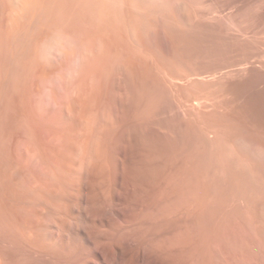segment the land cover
Instances as JSON below:
<instances>
[{
    "label": "rangeland",
    "instance_id": "374dc122",
    "mask_svg": "<svg viewBox=\"0 0 264 264\" xmlns=\"http://www.w3.org/2000/svg\"><path fill=\"white\" fill-rule=\"evenodd\" d=\"M11 1L12 0H9V1L0 0V3H1L0 4V15H1L0 16V62H1L0 66H2V67H0V70H2V72L0 71V73H1L0 74L1 75L0 76V80H1L0 81V86H1L0 87V124H1L0 125V131H1V133H0V142H1L0 143V150H1L0 152L1 153H0V155L1 156L3 155L2 157L5 159L6 158L10 159L13 157L12 161L15 160L16 158H14V156L16 153H14L13 151H16V148L20 149L19 151H22L24 149L23 147L25 146L23 142L29 136V138L33 137L32 140L34 139L36 144L38 143V148L41 149L42 154L44 153L43 156H45V157L49 156L46 159L52 158L50 161L56 162V163H60L57 160L61 159L60 161H62V162L60 164L62 166L67 165V163H68L67 161L70 158L69 151L71 154L72 150L68 149V152H66L67 150L65 147H67V145L72 144L71 141L77 143V141H75V140L80 139L79 138L80 134H78L77 132L81 131L80 130L81 129L80 123H81V118L83 116H85L84 114L85 113H87L89 115L93 114L91 117L92 119H94L93 121H95L97 119L95 122H99L97 124H99L100 131H98V132L100 134H102V133L108 134L106 132L109 129L108 132L112 131L113 133L110 132L109 133L110 135H108V136L112 135L113 140H116L113 144L114 147L110 145L112 147V149H110L112 152H114L116 150L114 153V155H115L114 160L112 161V171L114 169V173L116 175L112 171H111V175H112V178H115L117 180L119 178L121 179V180L120 179L118 180V185H120V186L118 187V190H117L118 193H117V191H115V195L117 194L116 196H118L120 194L119 195V197H120L122 194L121 197L125 198L124 194L126 195V192L128 189H129V192H130V190L132 192L131 187H133L135 185V183L132 182L133 180L131 181L132 177L130 175V171H129L130 166L129 165L132 164L130 162L134 161V159H133L134 157L136 158L139 156H140V159L139 158H136V159L138 161L141 160L140 162H142L143 164L146 161L145 166L147 165L146 166L147 168L148 167L151 168V169H149V168L146 169L145 170L146 173L143 172V173H145V175H147V176L142 175L143 177H145L146 181L147 180L149 181L150 177H151V179H150L151 182L159 181V179H161L163 177V175L166 174L167 170L170 172L173 167H174L173 169H175V170L178 167L177 168V170H178V169H180L181 166L182 167L186 166L188 168L190 167V169L197 171V173L199 172V170H200V172L209 171V172L213 173L216 165L219 163L221 165L223 173L227 177V178L225 177V179L228 180L229 182H232V185L227 188V187H223L218 182L215 183L216 179L214 181L211 180V182L215 183V185H214L215 188L217 187L216 184L218 183V185H220L222 187V188H219V190H221V189L222 190L219 191L216 188L217 190L215 189L216 191H214L215 193H213V188H211L212 189L211 198H212V200L215 198L214 200L218 201V202L214 203L213 202L214 200L213 201L211 200L214 203V205L211 206V208L208 207L210 204L205 205V207L203 208V210H205V211H201V213H199L198 220L200 223L202 222L203 224L206 225L205 227L202 226V228H201V229H203V231L207 232V233L204 232L205 236H206V234H209V229L211 227L208 224H211L210 222L212 220H213L212 222L216 225V223H218L219 217H221L223 214L224 215L230 214L228 217L232 218L231 220H233V221L235 219L239 218L238 220H240V223L241 222L244 223V226L241 223L242 226L244 227V229L241 226V228L236 230V232L238 231L236 235L239 236L238 239L240 240V241L239 240L235 241L236 243H239V244H236V246H235V243L233 241L235 236H232V239L230 240V242L228 241L229 243L228 242L226 244L224 243V245H222L223 243H217L216 247H217V250H219V251H217V253L215 254L214 253L215 250L213 249L214 247L212 246V250H211V244L209 243L208 240H207L208 244H206V246L203 245V248L197 246L196 234H195V231H193L189 235V243H187L186 245H185V243L183 244V245H185V247L187 246V248H185L183 245H181L182 237H183V239L185 238L184 235H182L181 227H183L182 226L183 223H184V225L188 224L189 221L192 220L189 218H191V217L193 218L194 216L190 215L191 214L190 210L187 212L186 211L184 212V210H183V213H182V210H181V212H179L178 210L176 211L177 208L176 209L167 208L168 210L160 211V213L159 212H149L148 215H146V216H148V217H146L147 218L146 220L149 221L146 229H148L150 231V233L155 229L151 234L152 235L157 234V235L156 236L153 235V237H152V235H150L148 233L149 231L146 232L147 230L145 228H143L141 232H138L140 234L139 235L135 232L136 227L139 228V226L133 227L134 230H132V229L131 230H132V233L136 234V235H134L135 238L137 237V235L139 238H140V236L146 237V238L141 237L140 239L137 237L135 241H139V243L135 242L136 245H138V246L140 245L141 247L144 245L151 246L152 248L151 247L148 248V246H145V249L146 250L148 249L147 251H149L148 253L150 255H152L153 257L156 256V257H154L156 259H158V256H159L160 260L163 259V261L166 262L167 264L168 263L173 264L174 262H175L174 264H180V262H181V264H183L185 261L187 264V262H189V260H191L190 263H194L197 259L200 261L205 260L203 262L207 261L206 263H208V264L209 263L227 264V262H229V264H233V263L239 264V261H238V263H236V262H237V260H239V258L241 256V252L244 254L248 253L246 256L249 259H251V258L253 259V257L256 258V255L258 257V255L260 256V254L264 256V253H263L264 248H262V247H264V232H263L264 231V0H134V1L133 0H101V1L99 0L102 5L100 4V2L98 0H32V1L28 0L29 1L27 3L28 5L23 7L24 10L21 8V12L20 11H19V13L17 12L18 14H16L13 7L11 8V6H13L12 5L13 3ZM102 1H104L105 3L107 2L106 4H104V7H103ZM59 2H62V5ZM97 2H99V3H97ZM59 6H60V8H59ZM89 7H91L92 10ZM112 7H114V8H112ZM101 8H103L102 10H104V11H102ZM1 9H3L4 11ZM12 10H14V11H12ZM27 12H28V14H27ZM124 12H126L127 14L126 13L124 14ZM115 14H116V16H115ZM123 14L125 15V17ZM97 16H98V18H97ZM127 18H129L128 21H127ZM19 19H20V21H19ZM84 20H86V21H84ZM82 23L83 24L86 23V24L83 25ZM88 24L91 26H88ZM100 25L102 27H100ZM67 26H71L72 28L67 27ZM92 27L94 30L92 29ZM104 28H105V30H104ZM90 29H92V30H90ZM17 30H18V32H17ZM77 30H79V31H77ZM70 31H72V34ZM65 32H66V34H65ZM83 33H84V35H83ZM107 33H109V34H107ZM67 34H71L72 36H69V35L67 36ZM52 37H53V39H52ZM64 38L65 39L68 38V40L70 39V44H71V45H69L70 49H71L70 50V54H71L70 56L69 55H58L59 52L54 51L55 48H56V50H58L57 45H56L57 41L63 40ZM89 38H93V39H89ZM96 38H97V40H96ZM110 38L111 39L113 38V39L111 40ZM48 39H51V40H48ZM94 39H95V41H94ZM3 40H5V41H3ZM78 40H80V42ZM122 40L124 43L122 42ZM8 41H9V43H8ZM10 41H11V43H10ZM77 41H78V43H77ZM101 41L102 42L104 41L103 45H101V43H102ZM116 41H117V43H116ZM35 43H37L36 44L37 46L35 45ZM109 43H111L110 45L113 44L114 46L113 45H112L113 47L110 46ZM118 43H120V44H118ZM47 44H48V46H47ZM53 44H54V46H53ZM115 45H117V46H115ZM44 46L46 47V49ZM91 46L93 49L91 48ZM21 47L23 48V51H22ZM53 48H54V50H53ZM88 48H90V49H88ZM39 49L41 51H42V49H43V51L44 50L45 51L41 52ZM48 50L51 52L49 53ZM52 51H53V54L56 52L59 57L58 56H57L58 58L53 57ZM102 52H103V54H100ZM116 52H117V54H116ZM129 52H131V54ZM39 53H40V55H39ZM108 53H109V55H108ZM13 54H15V57ZM105 56H107V57H105ZM102 57H103V59H101ZM18 58H19V60H18ZM54 58H56V59L54 60ZM99 58L101 60H105V61H101ZM89 59H91V60H89ZM16 61H18V62H16ZM21 61H23V62H21ZM51 61H52V63H50ZM3 62L5 64H3ZM70 62H72V63H70ZM18 63H19V65H17ZM60 64H61V66H60ZM62 65H63V67H62ZM115 65L117 66V68ZM16 67H18V68L16 69ZM100 67H102L104 70H101L102 68H100ZM126 68H127V70H126ZM113 69H115V70H113ZM117 69H118V71H116ZM120 69H122V70L120 71ZM230 71L232 74L230 73ZM242 71L244 72V74L241 73ZM18 72H20V73H18ZM34 72H36V73H34ZM59 72H61V73H59ZM115 72H118V73H115ZM7 73H9V74H7ZM64 73H65V75H64ZM129 73H132V74H129ZM227 73H229V74L227 75ZM20 74L21 75L23 74V75L21 76ZM67 74H68V76H67ZM82 74H84V75H82ZM112 74H114L115 76ZM46 75L48 77H46ZM237 75H238V77H237ZM58 76H62L64 80H62ZM81 76H82V78H81ZM137 76H139L140 78ZM116 77H117V80H116ZM14 78H16V79H14ZM85 78H86V80H85ZM59 79H60V81H59ZM78 79H79V81H78ZM93 79H94L95 83H94ZM120 79H122L123 83L121 82ZM126 79H127V81H126ZM61 81L64 82V84ZM109 81H111V83ZM186 81H188V82H186ZM50 82L52 83V86L50 85L51 84ZM119 82H121V83H119ZM3 83H5V84L3 85ZM40 83L42 85H40ZM66 83H68L67 84L68 86L65 85ZM82 83H83V85H82ZM129 83H130V85H129ZM154 83H155V85H154ZM24 84H26V85H24ZM29 84H30V86H29ZM96 84H97V86H96ZM101 85H103V86H101ZM135 85H137V86H135ZM40 86H42V87H40ZM99 86L101 87V89L99 88ZM55 87H56V89H55ZM74 87H75V89H74ZM10 88H11V90H10ZM66 88H67V90H66ZM102 88H106V89H102ZM33 89H34V91H33ZM145 89H146V91H145ZM19 90H20V92H19ZM126 90H127L128 95L125 93ZM132 90H134V91H132ZM70 91H72V92H70ZM79 91H81V92L79 93ZM65 92H66V95H65ZM123 92H124V94H123ZM139 92H141V94ZM146 92H148V93H146ZM160 92L163 94H160ZM8 93H11V94H8ZM36 93H38V94H36ZM76 93L80 94V95L77 96ZM41 94H42V96L43 95L44 96L42 97ZM67 94L69 96H67ZM30 96H32V97H30ZM70 96H72V97H70ZM75 96L77 98L79 97V99H76ZM94 96H96L97 98ZM17 97H18V99H17ZM26 97H28L29 100ZM73 97H74V99H73ZM106 97H107V99H106ZM43 98H44V100H43ZM95 98H96V100H94ZM129 98H131V99H129ZM198 98H200V99H198ZM33 99H34V101H33ZM50 99L53 101V103L55 101H58V99H59L58 102L62 105V107L65 106L64 108H62V110L60 112V116H61L60 118L61 119L60 118L57 119V117L55 118L53 115L54 113H52L53 116L50 114L48 116L46 115V114L50 113L51 111L54 112V110L50 107V105L53 104ZM63 99H65V100H63ZM75 99H76V102H74ZM86 99L88 100V102ZM11 100H13L14 103ZM47 100H49V101H47ZM70 100H72V101H70ZM129 100H130V102H129ZM135 100H137V101H135ZM163 100H165V101H163ZM29 101H31V102H29ZM120 101H121V103H120ZM21 102H23V104ZM36 103H37V105H36ZM38 103H40L42 106H40V104L38 105ZM70 103H72V104H70ZM134 103H136V104H134ZM3 104H4V106H2ZM88 104H90L91 106ZM93 104H95V105H93ZM123 104L126 106H124ZM199 104H200V106H199ZM87 105H88V107H87ZM99 105H101V107H99ZM44 106H46V109H43V108H45ZM96 106H98V107H96ZM15 107H16V109H15ZM39 107H40L41 111H39L40 110ZM154 107H156V108H154ZM85 108H86V111L84 110ZM25 109L28 111H26ZM89 109H91V110H89ZM100 109H102V110H100ZM155 109H156V111H155ZM31 111H33V113ZM45 111H46V113H45ZM132 111H134V112H132ZM10 112H12V113L10 114ZM42 112L44 114H42ZM153 113H155V114H153ZM30 114H31V116H30ZM89 115H87V116H89ZM37 116H39V117L36 118ZM93 116H94V118H93ZM51 117L55 118V119H51ZM72 118H74V119H72ZM109 118L111 121L109 120ZM122 118H123V120H122ZM2 119H4V120H2ZM30 119H32V121H30ZM106 119H108V124H106L107 123ZM53 120L55 122H52ZM11 121H13L14 123H12ZM15 121L17 123H15ZM56 121L58 124H61V125H58L56 123ZM59 121H60V123H59ZM104 121H106V122H104ZM109 121L115 125L111 126ZM34 122H35V124H34ZM13 124H15V125H13ZM103 124H104V126H103ZM41 125L44 128H42ZM124 125H126V126H124ZM13 126H15V127H13ZM22 126H23V128H22ZM105 126H107L106 128H108L109 126H111L112 128L110 127L108 129H106ZM47 127H48V129H47ZM131 127L133 130L132 129L130 130ZM78 128H80V129H78ZM102 128H104V129L101 130ZM5 129H7V130H5ZM49 129H51V130H49ZM224 129L227 131H225ZM127 130H129V131H127ZM160 130H161V132H160ZM219 130H220V132H218ZM68 131H72V132H68ZM32 132H33V134H31ZM73 132H74V134L76 132L77 136H75L76 134L74 135ZM50 133H52V134H50ZM58 133L60 134L59 136L54 135V134H58ZM12 134L15 136H13ZM26 134H27V136H26ZM67 134H71L72 136L67 135ZM147 134H149V135H147ZM170 134H171V136H170ZM222 134H224V135H222ZM52 135L56 136L55 138L57 140L54 139V137ZM61 135H63V136H61ZM114 135H116V136H114ZM123 135H124V138L122 139ZM164 135H165V137H164ZM226 135H229L230 137L226 136ZM243 136H245V137L243 138ZM64 137H66V138L69 137L67 139L68 141L65 140L66 138H64ZM71 137H73L74 140H72L73 138H71ZM76 137H78V138H76ZM40 138H42V139H40ZM47 138L50 141L47 140ZM50 138H52V139H50ZM114 138H116V139H114ZM38 139L40 140V142ZM44 139H45V141H44ZM117 139H119V140H117ZM148 139H150L151 141ZM164 139H166V140H164ZM1 140L2 141L4 140V141L2 142ZM37 140H38V142H37ZM54 140H56V142ZM155 140H156V143H155ZM224 140H225V142H224ZM16 141H22V142L16 143ZM66 141H67V144H66ZM126 141H127V143H126ZM143 141L146 142L147 145ZM171 141H174V142H171ZM242 141H244V143H242ZM6 142H8V143H6ZM46 142H48V143H46ZM182 142H183V144H182ZM41 143H43V144H41ZM68 143H70V144H68ZM76 143H73V145H71L72 149ZM12 144H14V145L12 146ZM17 144H19V146ZM60 144H62V147L59 146ZM169 144H170V146H168ZM172 144L174 146H172ZM243 144H244V146H242ZM153 145H154V147H153ZM5 146H7V148ZM14 146H15V148H13ZM58 147H61V149L60 148L58 149ZM68 147L70 148V146H68ZM11 148H12V150H11ZM55 148H56V150H55ZM62 148H63V150H62ZM122 148H125V149L122 150ZM137 148H139L140 151ZM150 148L152 149V151ZM166 149H168V150H166ZM221 149H224V150L222 151ZM256 149H257V151H256ZM8 150H9V153H7ZM3 151H5V152L3 153ZM45 151L46 152L49 151V152L46 153ZM193 151H195V152H193ZM65 152H66V155H64ZM116 152H119V153L117 154ZM161 152H162V154H161ZM6 153L8 156L6 155ZM62 153H64V154H62ZM137 153H139V155ZM116 154H117V156H116ZM131 154H132L133 158L131 157ZM142 154L144 155V157ZM145 154H147V155H145ZM187 154H189V155H187ZM12 155H14V156H12ZM67 155H68V157H67ZM57 156H58V158H57ZM152 156H156V157L152 158ZM64 157H67V158H64ZM145 157H146V160H145ZM220 157H222V158H220ZM63 158L65 160H62ZM124 158L126 161L124 160ZM129 158L131 160L133 159V161H131ZM188 158H190V159H188ZM192 158H193V160H192ZM119 159L120 160L122 159V160L119 161ZM182 159H184V160H182ZM24 161H26V160L24 159L22 162L20 160V163L18 165V166L21 165L20 168L23 169L24 171L19 169V167L17 166V168L19 169V173H17V171H16L17 168H16V170H14L16 172L13 173L10 171L11 176L14 174L12 177L11 176L10 177L11 178L15 177L14 179H16V177H17V179H18L19 176L21 177V173H22V176L24 178L23 177L19 178L21 181H23L26 185L27 184H34L35 183L34 180L40 178V176L39 177H37V176L41 175V174H39V172H37V171L41 170L40 169L41 168L40 163H38V164L33 163L34 164L33 165V164H28L27 161L25 162L26 163L25 164ZM151 161H152V163L149 164V162H151ZM159 161L161 164H159ZM134 162L136 163V161H134ZM119 164H120V166H119ZM124 164H125V166H124ZM153 164H154V166H153ZM157 164L160 166L161 169L159 168V166ZM180 164H182V165L180 166ZM186 164H188V166ZM192 164H193V166H192ZM121 165H123V166H121ZM163 165L166 166V169ZM203 165H205V166H203ZM114 166L115 167L117 166V168L119 170L117 168L116 169L113 168ZM161 166H163V168ZM201 166H203V167L201 168ZM131 167H132V165H131ZM122 169L125 171H122ZM162 169H165V170L161 171ZM201 170H203V171H201ZM149 172L153 173V176L151 174H148ZM15 173H17V174H15ZM40 173H41V171H40ZM112 173L114 174V176ZM126 173L129 175L127 176ZM155 174H156V176H155ZM160 174H162V175L160 176ZM148 175H150V177H148ZM122 177H123V179H122ZM124 177H125V180H124ZM154 177H156V178H154ZM157 177H159L158 180H157ZM26 179H28V180H26ZM32 179H34V180H32ZM95 179H97V178H95ZM140 179L142 181V177ZM28 181H29V183H28ZM96 182H97V180H96ZM133 183H134V185H133ZM96 185H98V183H96ZM125 185L129 186V187L127 188ZM212 186H213V183H212ZM121 187H122V189H120ZM64 190H65L64 192H67L66 191V190H68L67 187ZM119 190H121L122 192ZM123 191H125V192L123 193ZM129 192H127V193H129ZM131 192L129 193V195L127 194L129 196V198H130V195L132 196ZM229 193H230V195H229ZM231 193H232V195H231ZM128 196H127V198H128ZM251 198H252V200H251ZM244 201H246V202H244ZM241 202L245 203L243 207H242ZM218 203L219 204L221 203V204L218 205ZM229 204L230 205L232 204V205L230 206ZM224 206L226 207L225 209H224ZM206 208H208V210ZM209 208H210V210H209ZM173 209L175 211L174 213L172 212ZM211 209H212V211H211ZM244 209H245V211H244ZM259 209L261 212H259ZM220 210H221V212H220ZM170 212H171V214H170ZM176 212H178L179 214ZM188 212L190 214H188ZM202 212H205V213H202ZM206 212H208V213H206ZM253 212H255V213H253ZM172 213L174 214V216ZM184 213H185V215H184ZM234 213H235V215H234ZM156 214H158L159 216ZM160 214H162L163 216ZM177 214H178V216H177ZM186 214H187V216H186ZM259 214L261 217L259 216ZM188 215H190V216H188ZM202 215H205V216H202ZM156 216H157V218H156ZM236 216H238V217H236ZM250 216L254 219V221H253L254 227L253 228L251 227V230H249L250 228L245 225V221L250 219ZM203 217H205V218H203ZM243 217L246 219H244ZM151 219H152V221H151ZM185 219L188 221H186ZM243 219H244V221H243ZM207 220H209L208 224H207ZM182 221H183V223H182ZM203 221H205V222H203ZM169 223H171V224H169ZM172 223H174L175 227L173 226ZM240 223H239V226L241 225ZM163 225H165V226H163ZM167 225H168V227H167ZM258 225H259V227H258ZM157 226L158 227L162 226L163 229H162V227L158 228ZM166 227L168 229H166ZM179 227H180V229H179ZM138 228H137V231H140L141 228L140 229H138ZM172 228H173V230H171ZM252 229H254L253 231H254V233L257 234V236L254 235ZM156 230L160 231V232H157ZM161 230H164V231H161ZM174 230H175V232H174ZM239 230L243 231L244 233L240 232ZM170 231L171 232L173 231V233H171ZM236 232H234V233H236ZM141 234H143V235H141ZM145 234H148V235H145ZM172 234H174V235H172ZM175 234L177 235V237ZM249 234L250 235L252 234V235L250 236ZM180 235H182V236H180ZM233 235H235V234H233ZM160 236H161V238H159ZM241 236H243V237H241ZM246 237H247V240H249V242L246 240ZM152 238H154V239H152ZM142 239H144V240H142ZM190 239H191V241H190ZM242 239H244L243 242H242ZM159 240H160V242H159ZM143 241L145 242V244L143 243ZM153 241L155 244L153 243ZM232 241H233V243H232ZM169 242H170V244H169ZM176 242H178V243H176ZM207 242H205V243H207ZM158 243L160 244V246ZM151 244H154V245H151ZM173 244H175L176 246H174ZM218 244H219V246H218ZM228 244H230V245H228ZM256 244H258V245H256ZM177 245L179 247H177ZM227 245L230 248L225 247ZM237 245H238V247H237ZM218 247H219V249H218ZM177 248L181 252H179ZM154 249L155 250L157 249L156 252L153 251ZM235 249L236 250L239 249V250L236 251ZM253 249H254V251H253ZM158 250L160 251L159 254L157 252ZM169 250H170V252H169ZM186 251H187V253H189L188 255H187ZM198 251L201 254H196V253H199ZM205 251H209V252H205ZM210 251H212L213 255L214 254L215 255L213 256L212 252H210ZM257 251L258 252L260 251V252L258 253ZM151 252L155 253V254H152ZM191 252L193 254H191ZM183 253H185V254H183ZM177 254L180 256H178ZM219 254H220V256H219ZM170 255L173 257H171ZM182 255L184 256V258L187 255L185 258L186 260L183 259ZM203 257H205V259H203ZM228 258H230V260ZM151 259H149L148 263H153L154 260L152 259L153 261H150ZM187 259H188V261H187ZM168 260H169V262H168ZM179 260H180V262H179ZM183 260H184V262H183ZM227 260H229V261H227ZM231 260L233 261V263ZM225 261H227V262H225ZM230 261H231V263H230Z\"/></svg>",
    "mask_w": 264,
    "mask_h": 264
},
{
    "label": "bare ground",
    "instance_id": "6f19581e",
    "mask_svg": "<svg viewBox=\"0 0 264 264\" xmlns=\"http://www.w3.org/2000/svg\"><path fill=\"white\" fill-rule=\"evenodd\" d=\"M9 1V0H7ZM30 1V0H29ZM28 0H12L11 3L13 6H11V8L13 7V9L15 10L16 14L19 13V11L21 12V8L23 9V7H25L26 5H28L27 3L29 2ZM32 1V0H31ZM99 1V0H98ZM101 1V0H100ZM99 1V2H100ZM134 1V0H133ZM4 2V1H3ZM36 2V1H35ZM55 2V1H54ZM58 2V1H57ZM69 2V1H68ZM97 2V3H99ZM103 2V7H104V4H106L104 1ZM10 3V2H9ZM56 3V2H55ZM61 3L62 5V2H59ZM71 3V2H70ZM119 3V2H118ZM1 4V3H0ZM101 4V2H100ZM122 4V3H121ZM131 4V3H130ZM162 4V3H161ZM39 5V4H38ZM55 5V4H54ZM91 5V4H90ZM89 5V6H90ZM102 5V4H101ZM109 5V4H108ZM134 5V4H133ZM141 5V4H140ZM7 6V5H6ZM35 6V5H34ZM111 6V5H110ZM136 6V5H135ZM5 7V6H4ZM67 7V6H66ZM117 7V6H116ZM140 7V6H139ZM2 8V7H1ZM28 8V7H27ZM31 8V7H30ZM40 8V7H39ZM60 8V6H59ZM91 8V7H89ZM108 8V7H107ZM114 8V7H112ZM6 9V8H5ZM26 9V8H25ZM32 9V8H31ZM64 9V8H63ZM67 9V8H66ZM99 9V8H98ZM103 8H101L102 10ZM3 10V9H1ZM12 10V11H14ZM24 10V9H23ZM30 10V9H29ZM37 10V9H36ZM43 10V9H42ZM92 10V8H91ZM96 10V9H95ZM110 10V9H109ZM4 11V10H3ZM9 11V10H8ZM11 11V12H12ZM38 11V10H37ZM104 11V10H102ZM101 11V12H102ZM124 11V10H123ZM14 12V13H15ZM18 12V13H17ZM91 12V11H90ZM108 13V12H107ZM126 12H124L125 14ZM10 14V13H9ZM28 14V12H27ZM109 14V13H108ZM123 14V15H124ZM127 14V13H126ZM11 15V14H10ZM89 15V14H88ZM1 16V15H0ZM14 16V15H13ZM12 16V17H13ZM35 16V15H34ZM116 16V14H115ZM125 17V15H124ZM123 17V18H124ZM5 18V17H4ZM17 18V17H16ZM84 18V17H83ZM92 18V17H91ZM90 18V19H91ZM98 18V16H97ZM117 18V17H116ZM6 19V18H5ZM33 19V18H32ZM75 19V18H74ZM80 19V18H79ZM86 19V18H85ZM129 18H127V21H128ZM18 20V19H17ZM93 20V19H92ZM117 20V19H116ZM5 21V20H4ZM20 21V19H19ZM86 21V20H84ZM83 21V22H84ZM95 21V20H94ZM93 21V22H94ZM114 21V20H113ZM99 22V21H98ZM102 22V21H101ZM100 22V23H101ZM9 23V22H8ZM66 23V22H65ZM56 24V23H55ZM68 24V23H67ZM83 24V23H82ZM86 24V23H85ZM83 24V25H85ZM94 24V23H93ZM102 24V23H101ZM124 24V23H123ZM135 24V23H134ZM3 25V24H2ZM11 25V24H10ZM57 25V24H56ZM81 25V24H80ZM125 25V24H124ZM88 26H91L88 24ZM109 26V25H108ZM126 26V25H125ZM63 27V26H62ZM67 27H70L72 28L71 26H67ZM66 27V28H67ZM86 27V26H85ZM96 27V26H95ZM100 27H102L100 25ZM5 28V27H4ZM10 28V27H9ZM8 28V29H9ZM55 28V27H54ZM111 28V27H110ZM12 29V28H11ZM93 29V27H92ZM90 29V30H92ZM100 29V28H99ZM121 29V28H120ZM23 30V29H22ZM87 30V29H86ZM94 30V29H93ZM105 30V28H104ZM114 30V29H113ZM14 31V30H13ZM29 31V30H28ZM79 31V30H77ZM10 32V31H9ZM18 32V30H17ZM33 32V31H32ZM71 34H72V31H70ZM75 32V31H74ZM84 32V31H83ZM68 33V32H67ZM89 33V32H88ZM106 33V32H105ZM113 33V32H112ZM111 33V34H112ZM125 33V32H124ZM25 34V33H24ZM66 34V32H65ZM71 34H67V36H72ZM103 34V33H102ZM109 34V33H107ZM84 35V33H83ZM88 35V34H87ZM135 35V34H134ZM14 36V35H13ZM19 36V35H18ZM53 36V35H52ZM81 36V35H80ZM103 36V35H102ZM118 36V35H117ZM10 37V36H9ZM26 37V36H25ZM97 37V36H96ZM114 37V36H113ZM126 37V36H125ZM5 38V37H4ZM11 38V37H10ZM78 38V37H77ZM103 38V37H102ZM124 38V37H123ZM2 39V38H1ZM28 39V38H27ZM41 39V38H40ZM53 39V37H52ZM60 39V38H59ZM86 39V38H85ZM89 39H93V38H89ZM99 39V38H98ZM111 39V38H110ZM109 39V40H110ZM113 39V38H112ZM111 39V40H112ZM115 39V38H114ZM118 39V38H117ZM23 40V39H22ZM30 40V39H29ZM44 40V39H43ZM48 40H51V39H48ZM65 40L69 45L70 44V39L68 40L67 39H63ZM72 40V39H71ZM97 40V38H96ZM5 41V40H3ZM14 41V40H13ZM28 41V40H27ZM35 41V40H34ZM33 41V42H34ZM38 41V40H37ZM80 42V40H78ZM77 41V43H78ZM82 41V40H81ZM89 41V40H88ZM93 41V40H92ZM95 41V39H94ZM100 41V40H99ZM32 42V43H33ZM42 42V41H41ZM40 42V43H41ZM47 42V41H46ZM51 42V41H50ZM54 42V41H53ZM102 42V41H101ZM104 42V41H103ZM103 42L101 43V45H103ZM108 42V41H107ZM123 42V40H122ZM9 43V41H8ZM11 43V41H10ZM39 43V44H40ZM117 43V41H116ZM124 43V42H123ZM126 43V42H125ZM132 43V42H131ZM5 44V43H4ZM7 44V43H6ZM37 43H35L36 45ZM44 44V43H43ZM46 44V43H45ZM80 44V43H79ZM92 44V43H91ZM97 44V43H96ZM99 44V43H98ZM111 43H109L110 45ZM120 44V43H118ZM9 45V44H8ZM12 45V44H11ZM41 45V44H40ZM57 45V44H56ZM82 45V44H81ZM113 45V44H112ZM110 45V46H112ZM29 46V45H28ZM27 46V47H28ZM37 46V45H36ZM42 46V45H41ZM48 46V44H47ZM54 46V44H53ZM52 46V47H53ZM83 46V45H82ZM86 46V45H85ZM114 46V45H113ZM112 46V47H113ZM117 46V45H115ZM8 47V46H7ZM30 47V46H29ZM28 47V48H29ZM33 47V46H32ZM45 47V46H44ZM51 47V46H50ZM107 47V46H106ZM105 47V48H106ZM126 47V46H125ZM22 48V47H21ZM20 48V49H21ZM35 48V47H34ZM92 48V46H91ZM104 48V47H103ZM110 48V47H109ZM46 49V47H45ZM52 49V48H51ZM50 49V50H51ZM90 49V48H88ZM93 49V48H92ZM111 49V48H110ZM114 49V48H113ZM40 50V49H39ZM54 50V48H53ZM71 50V49H70ZM76 50V49H75ZM99 50V49H98ZM132 50V49H131ZM141 50V49H140ZM22 51H23V48H22ZM25 51V50H24ZM41 51V50H40ZM43 51V49H42ZM41 51V52H42ZM45 51V50H44ZM43 51V52H44ZM49 51V50H48ZM56 52H59V50H55ZM111 51V50H110ZM114 51V50H113ZM125 51V50H124ZM142 51V50H141ZM140 51V52H141ZM20 52V51H19ZM32 52V51H31ZM51 51H49L50 53ZM54 53L53 54V51H52V55L53 57H57V53ZM105 52V51H104ZM126 52V51H125ZM132 52V51H131ZM131 52H129L131 54ZM3 53V52H2ZM33 53V52H32ZM93 53V52H92ZM29 54V53H28ZM100 54H103L100 53ZM99 54V55H100ZM114 54V53H113ZM117 54V52H116ZM121 54V53H120ZM14 57H15V54H13ZM32 55V54H31ZM40 55V53H39ZM50 55V54H49ZM69 56L71 54H68ZM92 55V54H91ZM109 55V53H108ZM128 55V54H127ZM10 56V55H9ZM12 56V55H11ZM43 56V55H42ZM45 56V55H44ZM51 56V55H50ZM49 56V57H50ZM79 56V55H78ZM101 56V55H100ZM132 56V55H131ZM48 57V56H47ZM52 57V56H51ZM50 57V58H51ZM52 57V58H53ZM59 57V56H58ZM57 57V58H58ZM67 57V56H66ZM72 57V56H71ZM74 57V56H73ZM84 57V56H83ZM107 57V56H105ZM104 57V58H105ZM3 58V57H2ZM12 58V57H11ZM34 58V57H33ZM37 58V57H36ZM113 58V57H112ZM111 58V59H112ZM56 58H54L55 60ZM68 59V58H67ZM100 59V58H99ZM103 59V57L101 58ZM100 59V60H101ZM15 60V59H14ZM19 60V58H18ZM40 60V59H39ZM53 60V61H54ZM91 60V59H89ZM124 60V59H123ZM131 60V59H130ZM5 61V60H4ZM25 61V60H24ZM49 61V60H48ZM47 61V62H48ZM60 61V60H59ZM101 61H105V60H101ZM108 61V60H107ZM122 61V60H121ZM134 61V60H133ZM12 62V61H11ZM18 62V61H16ZM23 62V61H21ZM61 62V61H60ZM78 62V61H77ZM90 62V61H89ZM1 63V62H0ZM49 63V62H48ZM52 63V61L50 62ZM69 63V62H68ZM72 63V62H70ZM107 63V62H106ZM128 63V62H127ZM3 64H5L3 62ZM16 64V63H15ZM26 64V63H25ZM38 64V63H37ZM58 64V63H57ZM78 64V63H77ZM101 64V63H100ZM131 64V63H130ZM19 65V63L17 64ZM64 65V64H63ZM62 65V67H63ZM120 65V64H119ZM36 66V65H35ZM56 66V65H55ZM59 66V65H58ZM61 66V64H60ZM59 66V67H60ZM70 66V65H69ZM102 66V65H101ZM105 66V65H104ZM116 66V65H115ZM125 66V65H124ZM2 67V66H0ZM48 67V66H47ZM75 67V66H74ZM73 67V68H74ZM97 67V66H96ZM103 67V66H102ZM100 67V68H102ZM107 67V66H106ZM105 67V68H106ZM114 67V66H113ZM131 67V66H130ZM135 67V66H134ZM18 67H16L17 69ZM37 68V67H36ZM99 68V67H98ZM115 68V67H114ZM117 68V66H116ZM123 68V67H122ZM4 69V68H3ZM24 69V68H23ZM50 69V68H49ZM52 69V68H51ZM67 69V68H66ZM119 69V68H118ZM118 69L116 71H118ZM11 70V69H10ZM19 70V69H18ZM33 70V69H32ZM56 70V69H55ZM54 70V71H55ZM80 70V69H79ZM96 70V69H95ZM101 70H104L103 68ZM100 70V71H101ZM108 70V69H107ZM115 70V69H113ZM122 69H120L121 71ZM127 70V68H126ZM241 70V69H240ZM2 72V70H0ZM25 71V70H24ZM60 71V70H59ZM98 71V70H97ZM125 71V70H124ZM129 71V70H128ZM239 71V70H238ZM245 71V70H244ZM26 72V71H25ZM37 72V71H36ZM34 72V73H36ZM53 72V71H52ZM51 72V73H52ZM57 72V71H56ZM62 72V71H61ZM59 72V73H61ZM110 72V71H109ZM130 72V71H129ZM233 72V71H232ZM20 73V72H18ZM28 73V72H27ZM50 73V74H51ZM68 73V72H67ZM96 73V72H95ZM104 73V72H103ZM108 73V72H107ZM114 73V72H113ZM115 73H118V72H115ZM142 73V72H141ZM231 73V71H230ZM240 73V72H239ZM242 74H244V72L242 71L241 72ZM240 73V74H241ZM1 74V73H0ZM9 74V73H7ZM15 74V73H14ZM26 74V73H25ZM24 74V75H25ZM38 74V73H37ZM72 74V73H71ZM85 74V73H84ZM82 74V75H84ZM110 74V73H109ZM124 74V73H123ZM129 74H132V73H129ZM223 74V73H222ZM229 73H227L228 75ZM232 74V73H231ZM234 74V73H233ZM239 74V75H240ZM3 75V74H2ZM21 75V74H20ZM23 75V74H22ZM21 75V76H22ZM55 75V74H54ZM62 75V74H61ZM65 75V73H64ZM102 75V74H101ZM114 75V74H112ZM111 75V76H112ZM121 75V74H120ZM137 75V74H136ZM224 75V74H223ZM1 76V75H0ZM31 76V75H30ZM63 76V75H62ZM62 76H58L60 77L62 80L63 77ZM68 76V74H67ZM80 76V75H79ZM90 76V75H89ZM100 76V75H99ZM110 76V77H111ZM115 76V75H114ZM113 76V77H114ZM118 76V75H117ZM132 76V75H131ZM141 76V75H140ZM215 76V75H214ZM6 77V76H5ZM28 77V76H27ZM43 77V76H42ZM46 77H48L46 75ZM57 77V76H56ZM71 77V76H70ZM87 77V76H86ZM139 77V76H137ZM143 77V76H142ZM201 77V76H200ZM203 77V76H202ZM224 77V76H223ZM238 77V75H237ZM240 77V76H239ZM35 78V77H34ZM45 78V77H44ZM82 78V76H81ZM84 78V77H83ZM103 78V77H102ZM105 78V77H104ZM140 78V77H139ZM11 79V78H10ZM16 79V78H14ZM13 79V80H14ZM21 79V78H20ZM46 79V78H45ZM97 79V78H96ZM113 79V78H112ZM111 79V80H112ZM129 79V78H128ZM190 79V78H189ZM197 79V78H196ZM199 79V78H198ZM4 80V79H3ZM23 80V79H22ZM26 80V79H25ZM66 80V79H65ZM81 80V79H80ZM86 80V78H85ZM108 80V79H107ZM116 80H117V77H116ZM121 82H122V79H120ZM131 80V79H130ZM133 80V79H132ZM146 80V79H145ZM188 80V79H187ZM1 81V80H0ZM28 81V80H27ZM33 81V80H32ZM60 81V79H59ZM79 81V79H78ZM94 81V79H93ZM127 81V79H126ZM194 81V80H193ZM202 81V80H201ZM21 82V81H20ZM29 82V81H28ZM36 82V81H35ZM34 82V83H35ZM45 82V81H44ZM52 82V81H51ZM50 82V83H51ZM62 82V81H61ZM72 82V81H71ZM111 83V81H109ZM118 82V81H117ZM119 82V83H121ZM153 82V81H152ZM188 82V81H186ZM13 83V82H12ZM17 83V82H16ZM23 83V82H22ZM64 84V82H62ZM61 83V84H62ZM81 83V82H80ZM95 83V81H94ZM123 83V82H122ZM132 83V82H131ZM136 83V82H135ZM5 83H3L4 85ZM9 84V83H8ZM19 84V83H18ZM48 84V83H47ZM68 83H66L65 85H67ZM100 84V83H99ZM98 84V85H99ZM113 84V83H112ZM116 84V83H115ZM146 84V83H145ZM16 85V84H15ZM26 85V84H24ZM40 85H42L40 83ZM49 85V84H48ZM52 86V83L50 84ZM71 85V84H70ZM83 85V83H82ZM91 85V84H90ZM118 85V84H117ZM122 85V84H121ZM120 85V86H121ZM127 85V84H126ZM130 85V83H129ZM155 85V83H154ZM153 85V86H154ZM30 86V84H29ZM64 86V85H63ZM62 86V87H63ZM68 86V85H67ZM97 86V84H96ZM103 86V85H101ZM119 86V87H120ZM137 86V85H135ZM151 86V85H150ZM187 86V85H186ZM1 87V86H0ZM4 87V86H3ZM42 87V86H40ZM45 87V86H44ZM58 87V86H57ZM76 87V86H75ZM74 87V89H75ZM95 87V86H94ZM108 87V86H107ZM6 88V87H5ZM9 88V87H8ZM35 88V87H34ZM47 88V87H46ZM52 88V87H51ZM99 88L101 89V87L99 86ZM110 88V87H109ZM150 88V87H149ZM56 89V87H55ZM54 89V90H55ZM79 89V88H78ZM102 89H106V88H102ZM120 89V88H119ZM137 89V88H136ZM11 90V88H10ZM18 90V89H17ZM48 90V89H47ZM65 90V89H64ZM67 90V88H66ZM69 90V89H68ZM108 90V89H107ZM2 91V90H1ZM8 91V90H7ZM23 91V90H22ZM28 91V90H27ZM34 91V89H33ZM41 91V90H40ZM58 91V90H57ZM73 91V90H72ZM70 91V92H72ZM91 91V90H90ZM95 91V90H94ZM100 91V90H99ZM105 91V90H104ZM121 91V90H120ZM134 91V90H132ZM146 91V89H145ZM6 92V91H5ZM20 92V90H19ZM30 92V91H29ZM53 92V91H52ZM60 92V91H59ZM81 91H79L80 93ZM88 92V91H87ZM92 92V91H91ZM118 92V91H117ZM27 93V92H26ZM48 93V92H47ZM63 93V92H62ZM109 93V92H108ZM125 93L127 94V90L125 91ZM130 93V92H129ZM141 94V92H139ZM148 93V92H146ZM6 94V93H5ZM4 94V95H5ZM8 94H11V93H8ZM14 94V93H13ZM38 94V93H36ZM77 94V93H76ZM95 94V93H94ZM124 94V92H123ZM125 94V95H126ZM154 94V93H153ZM157 94V93H156ZM160 94H163L160 92ZM18 95V94H17ZM33 95V94H32ZM35 95V94H34ZM57 95V94H56ZM63 95V94H62ZM65 95H66V92H65ZM80 94H77V96H79ZM83 95V94H82ZM85 95V94H84ZM93 95V94H92ZM101 95V94H100ZM106 95V94H105ZM128 95V94H127ZM147 95V94H146ZM145 95V96H146ZM12 96V95H11ZM19 96V95H18ZM42 96V94H41ZM44 96V95H43ZM42 96V97H43ZM47 96V95H46ZM55 96V95H54ZM64 96V95H63ZM67 96H69L67 94ZM66 96V97H67ZM89 96V95H88ZM98 96V95H97ZM114 96V95H113ZM122 96V95H121ZM150 96V95H149ZM163 96V95H162ZM2 97V96H1ZM24 97V96H23ZM29 97V96H28ZM26 97L28 100L29 98ZM32 97V96H30ZM35 97V96H34ZM33 97V98H34ZM38 97V96H37ZM72 97V96H70ZM76 97V96H75ZM96 97V96H94ZM115 97V96H114ZM176 97V96H175ZM4 98V97H3ZM11 98V97H10ZM14 98V97H13ZM69 98V97H68ZM89 98V97H88ZM92 98V97H91ZM97 98V97H96ZM96 98L94 100H96ZM112 98V97H111ZM117 98V97H116ZM139 98V97H138ZM165 98V97H164ZM173 98V97H172ZM8 99V98H7ZM18 99V97H17ZM32 99V98H31ZM52 99V98H51ZM50 99V100H51ZM74 99V97H73ZM76 99H79V97ZM76 99L74 102H76ZM107 99V97H106ZM127 99V98H126ZM131 99V98H129ZM149 99V98H148ZM160 99V98H159ZM200 99V98H198ZM202 99V98H201ZM10 100V99H9ZM44 100V98H43ZM57 100V99H56ZM65 100V99H63ZM87 100V99H86ZM92 100V99H91ZM145 100V99H144ZM153 100V99H152ZM170 100V99H169ZM5 101V100H4ZM13 102V100H11ZM34 101V99H33ZM38 101V100H37ZM49 101V100H47ZM52 101V100H51ZM59 101V99H58ZM58 101H55L53 103L52 101V105H50V107L54 110L51 111L50 113L46 114L47 116L50 114L52 115V113H54V117L57 119L60 118V112L62 110V108H64L65 106L62 107V105L58 102ZM72 101V100H70ZM79 101V100H78ZM90 101V100H89ZM93 101V100H92ZM104 101V100H103ZM111 101V100H110ZM137 101V100H135ZM165 101V100H163ZM168 101V100H167ZM3 102V101H2ZM11 102V103H12ZM19 102V101H18ZM25 102V101H24ZM27 102V101H26ZM31 102V101H29ZM45 102V101H44ZM69 102V101H68ZM88 102V100H87ZM94 102V101H93ZM130 102V100H129ZM133 102V101H132ZM146 102V101H145ZM156 102V101H155ZM175 102V101H174ZM14 103V102H13ZM23 104V102H21ZM33 103V102H32ZM31 103V104H32ZM41 103V102H40ZM38 103V105L40 104ZM73 103V102H72ZM70 103V104H72ZM84 103V102H83ZM91 103V102H90ZM102 103V102H101ZM115 103V102H114ZM119 103V102H118ZM121 103V101H120ZM148 103V102H147ZM151 103V102H150ZM5 104V103H4ZM4 104L2 106H4ZM8 104V103H7ZM34 104V103H33ZM43 104V103H42ZM50 104V103H49ZM92 104V103H91ZM131 104V103H130ZM136 104V103H134ZM154 104V103H153ZM35 105V104H34ZM37 105V103H36ZM83 105V104H82ZM90 105V104H88ZM87 105V107H88ZM95 105V104H93ZM124 105V104H123ZM26 106V105H25ZM40 106H42L40 104ZM69 106V105H68ZM91 106V105H90ZM126 106V105H124ZM129 106V105H128ZM180 106V105H179ZM200 106V104H199ZM8 107V106H7ZM37 107V106H36ZM45 108L43 109H46V106H44ZM49 107V106H48ZM47 107V108H48ZM86 107V106H85ZM98 107V106H96ZM99 107H101V105H99ZM136 107V106H135ZM14 108V107H13ZM12 108V109H13ZM80 108V107H79ZM90 108V107H89ZM156 108V107H154ZM158 108V107H157ZM5 109V108H4ZM16 109V107H15ZM20 109V108H19ZM28 109V108H27ZM40 109V107H39ZM66 109V108H65ZM64 109V110H65ZM94 109V108H93ZM135 109V108H134ZM142 109V108H141ZM153 109V108H152ZM26 110V109H25ZM86 111V108L84 109ZM88 110V109H87ZM91 110V109H89ZM96 110V109H95ZM102 110V109H100ZM125 110V109H124ZM158 110V109H157ZM2 111V110H1ZM8 111V110H7ZM22 111V110H21ZM24 111V110H23ZM28 111V110H26ZM30 111V110H29ZM41 111V109L39 110ZM44 111V110H43ZM48 111V110H47ZM141 111V110H140ZM147 111V110H146ZM156 111V109H155ZM33 113V111H31ZM66 112V111H65ZM90 112V111H89ZM124 112V111H123ZM134 112V111H132ZM131 112V113H132ZM2 113V112H1ZM12 112H10L11 114ZM35 113V112H34ZM37 113V112H36ZM46 113V111H45ZM85 113V112H84ZM83 113V114H84ZM91 113V112H90ZM99 113V112H98ZM139 113V112H138ZM148 113V112H147ZM16 114V113H15ZM14 114V115H15ZM26 114V113H25ZM41 114V113H40ZM42 114H44L42 112ZM79 114V113H78ZM87 113H85L82 118H81V131H78L77 133L80 134L79 136V140H75L77 141L76 142H72V144L70 145H67L66 148V152H68V149L72 150L71 154H70V151H69V155H70V158L69 160L66 162L67 165H61L60 163L62 161H60L61 159L57 160L59 161L60 163H56V162H52L50 161L51 159H46L48 158L47 156H43L42 152H41V149L38 148V143L36 144L35 143V140L33 141L32 138H28L26 140H24V149L22 151H19L20 149L16 148V151H13L15 154L12 155L14 156V158H16L15 160L12 161L13 157L8 159V158H3L1 155H0V264H167L166 262L162 260H160L159 256H158V259L154 258L156 256H152L150 255L146 249H145V246H148V245H144V246H138L135 244V242H138L139 241H135L136 238L134 237V233H132V230L133 227H136V226H139L136 227V233L139 234L138 232H141L143 228H147V224L149 223L148 220H146L148 216V213L149 212H159L160 211H165V210H168L167 208H174L176 209V211L178 210L179 212H181L182 210V213H183V210L184 212L186 211H191V214L188 212V214L194 216L193 218H189V219H192L191 221H189L188 224H185L183 223V227H181V232H182V235H184V239L182 237V243L181 245H183L185 243V245L187 243H189V235L191 234V232L195 231V234H196V238H197V246L198 247H201L203 248V245L206 246V244H208L207 240L209 241V243L211 244V250H212V246L214 247L213 249L215 250L214 253L216 254L217 251V243H223L222 245H224V243L226 244L228 241L230 242V240L232 239V236H235V240L233 239L234 243H235V246L236 244H239V243H236L235 241L239 240V236H237V232L236 230L241 228L242 224L244 226V223H240V220H238L239 218L235 219L236 216L233 220H231L232 218L228 217L229 215H222L221 217H219V220H218V223H216V225L211 221L210 223L211 224H208L209 220H207V224L210 225V229H209V234H206L205 236V231H203L202 226L205 227L206 225L202 224L199 222L198 220V216H199V213H201V211H205L203 210V208L205 207V205H209L208 207L211 208V206L214 205L215 202H218V201H214L212 200L211 198V193H212V189L213 188V193H215L214 191H216L217 189L219 190V188H222L220 185H218V183H220L223 187H230L232 185V182H229L228 180L225 179L226 175L223 173L222 171V168H221V165L218 163H216V167H215V170L214 172H209V171H204V172H199L197 173V171L195 170H192L190 169V167H182L180 164V169L176 170L175 169H171V171L169 172L168 170L166 171V174L163 175V177L161 179H159V177H157V180L159 179V181H154V182H151L150 179V175H148L149 178V181L145 180V177H143L142 175L144 176H147L145 175L146 173V169H148L146 166H145V163L143 164L142 162H140L141 160H137L136 158H139L140 159V156L139 157H132V154H131V157L134 159V161H136V163L133 161V159L130 160L133 161V162H130L132 163V167L131 165L130 168H129V171H130V175L132 177L131 181L135 183H133V187H131L132 189V192L130 190V192L132 193V196L130 195V198H129V189L127 190V193L126 192V195L124 194L125 198H122V194L121 196L119 197L115 195V191L118 190V187L120 185H118V180L120 179H115V178H112V175H111V171H112V161L114 160V152H112L110 149H112L111 146H113L114 142L116 140H113L112 138V135L111 136H108L110 135L109 133L112 132V131H109L108 132V128H110L112 125H115L113 123H111L110 121V118H109V122L111 124V126H109L108 128H106L107 126H105L107 130L106 133L108 134H105V133H102L100 134L98 131H100V127H99V122H95L93 121L94 119H92V115L93 114H87L89 116L86 115ZM142 114V113H141ZM155 114V113H153ZM20 115V114H19ZM24 115V114H23ZM52 115V116H53ZM76 115V114H75ZM80 115V114H79ZM78 115V116H79ZM111 115V114H110ZM118 115V114H117ZM125 115V114H124ZM144 115V114H143ZM5 116V115H4ZM31 116V114H30ZM29 116V117H30ZM77 116V117H78ZM100 116V115H99ZM98 116V117H99ZM15 117V116H14ZM22 117V116H21ZM39 116H37L36 118H38ZM122 117V116H121ZM6 118V117H5ZM4 118V119H5ZM9 118V117H8ZM17 118V117H16ZM15 118V119H16ZM50 118V117H49ZM55 118H52L51 119H55ZM94 118V116H93ZM2 119V120H4ZM7 119V118H6ZM34 119V118H33ZM40 119V118H39ZM61 119V118H60ZM74 119V118H72ZM78 119V118H77ZM80 119V118H79ZM112 119V118H111ZM143 119V118H142ZM12 120V119H11ZM27 120V119H26ZM29 120V119H28ZM36 120V119H35ZM45 120V119H44ZM113 120V119H112ZM115 120V119H114ZM123 120V118H122ZM30 121H32V119H30ZM41 121V120H40ZM43 121V120H42ZM51 121V120H50ZM58 121V120H57ZM56 121V123H57ZM76 121V120H75ZM107 123L108 124V119H106ZM104 121V122H106ZM136 121V120H135ZM2 122V121H1ZM6 122V121H5ZM4 122V123H5ZM12 123H14L13 121H11ZM10 122V123H11ZM23 122V121H22ZM52 122H55L54 120ZM63 122V121H62ZM118 122V121H117ZM9 123V122H8ZM11 123V124H12ZM15 123H17L15 121ZM25 123V122H24ZM29 123V122H28ZM60 123V121H59ZM73 123V122H72ZM71 123V124H72ZM115 123V122H114ZM121 123V122H120ZM124 123V122H123ZM127 123V122H126ZM32 124V123H31ZM35 124V122H34ZM51 124V123H50ZM53 124V123H52ZM58 124V123H57ZM56 124V125H57ZM78 124V123H77ZM105 124V125H106ZM129 124V123H128ZM1 125V124H0ZM15 125V124H13ZM58 125H61V124H58ZM74 125V124H73ZM79 125V126H80ZM12 126V125H11ZM17 126V125H16ZM30 126V125H29ZM33 126V125H32ZM38 126V125H37ZM36 126V127H37ZM51 126V125H50ZM55 126V125H54ZM72 126V125H71ZM104 126V124H103ZM123 126V125H122ZM126 126V125H124ZM128 126V125H127ZM131 126V125H130ZM7 127V126H6ZM15 127V126H13ZM26 127V126H25ZM42 127V125H41ZM52 127V126H51ZM56 127V126H55ZM59 127V126H58ZM70 127V126H69ZM75 127V126H74ZM77 127V126H76ZM114 127V126H113ZM120 127V126H119ZM210 127V126H209ZM18 128V127H17ZM23 128V126H22ZM27 128V127H26ZM33 128V127H32ZM44 128V127H42ZM50 128V127H49ZM71 128V127H70ZM112 128V127H111ZM117 128V127H116ZM223 128V127H222ZM226 128V127H225ZM46 129V128H45ZM48 129V127H47ZM46 129V130H47ZM56 129V128H55ZM104 128H102L101 130H103ZM129 129V128H128ZM132 129V127L130 128V130ZM7 130V129H5ZM14 130V129H13ZM36 130V129H35ZM51 130V129H49ZM69 130V129H68ZM133 130V129H132ZM158 130V129H157ZM225 130V129H224ZM48 131V130H47ZM53 131V130H52ZM73 131V130H72ZM72 131H68V132H72ZM129 131V130H127ZM227 131V130H225ZM21 132V131H20ZM25 132V131H24ZM29 132V131H28ZM44 132V131H43ZM57 132V131H56ZM67 132V133H68ZM115 132V131H114ZM126 132V131H125ZM132 132V131H131ZM130 132V133H131ZM161 132V130H160ZM159 132V133H160ZM211 132V131H210ZM220 132V130L218 131ZM1 133V131H0ZM9 133V132H8ZM30 133V132H29ZM55 133V132H54ZM77 133L73 132V134L75 136H77ZM113 133V132H112ZM127 133V132H126ZM148 133V132H147ZM225 133V132H224ZM18 134V133H17ZM33 134V132L31 133ZM52 134V133H50ZM49 134V135H50ZM123 134V133H122ZM229 134V133H228ZM13 135V134H12ZM19 135V134H18ZM41 135V134H40ZM54 135H57L59 136L60 134H54ZM54 139H56L54 136ZM67 135H71V134H67ZM73 135V136H74ZM119 135V134H118ZM132 135V134H131ZM149 135V134H147ZM156 135V134H155ZM158 135V134H157ZM162 135V134H161ZM166 135V134H165ZM164 135V137H165ZM224 135V134H222ZM15 136V135H13ZM27 136V134H26ZM31 136V135H30ZM48 136V135H47ZM63 136V135H61ZM65 136V135H64ZM72 136V135H71ZM116 136V135H114ZM121 136V135H120ZM128 136V135H127ZM130 136V135H129ZM142 136V135H141ZM151 136V135H150ZM167 136V135H166ZM171 136V134H170ZM176 136V135H175ZM174 136V137H175ZM179 136V135H178ZM217 136V135H216ZM226 136H229V135H226ZM241 136V135H240ZM20 137V136H19ZM22 137V136H21ZM35 137V136H34ZM46 137V136H45ZM44 137V138H45ZM135 137V136H134ZM133 137V138H134ZM161 137V136H160ZM163 137V138H164ZM180 137V136H179ZM213 137V136H212ZM222 137V136H221ZM230 137V136H229ZM245 136H243L244 138ZM18 138V137H17ZM16 138V139H17ZM66 138V137H64ZM69 138V137H68ZM68 138H66L65 140H67ZM73 138V137H71ZM78 138V137H76ZM117 138V137H116ZM114 138V139H116ZM120 138V137H119ZM124 138V135L122 137V139ZM128 138V137H127ZM136 138V137H135ZM143 138V137H142ZM158 138V137H157ZM167 138V137H166ZM177 138V137H176ZM183 138V137H182ZM181 138V139H182ZM5 139V138H4ZM14 139V138H13ZM42 139V138H40ZM52 139V138H50ZM169 139V138H168ZM167 139V140H168ZM173 139V138H172ZM180 139V140H181ZM188 139V138H187ZM213 139V138H212ZM224 139V138H223ZM237 139V138H236ZM20 140V139H19ZM39 140V139H38ZM37 140V142H38ZM47 140H49L47 138ZM46 140V141H47ZM57 140V139H56ZM56 140H54L56 142ZM74 140V138L72 139ZM119 140V139H117ZM128 140V139H127ZM150 140V139H148ZM160 140V139H159ZM166 140V139H164ZM226 140V139H225ZM224 140V142H225ZM2 141V140H1ZM4 141V140H3ZM2 141V142H3ZM10 141V140H9ZM45 141V139H44ZM50 141V140H49ZM64 141V140H63ZM68 141V140H67ZM67 141H66V144H67ZM142 141V140H141ZM151 141V140H150ZM149 141V142H150ZM158 141V140H157ZM177 141V140H176ZM179 141V140H178ZM20 143L22 141H16V143ZM40 142V140H39ZM61 142V141H60ZM65 142V141H64ZM63 142V143H64ZM125 142V141H124ZM144 142V141H143ZM160 142V141H159ZM165 142V141H164ZM171 142H174V141H171ZM1 143V142H0ZM8 143V142H6ZM48 143V142H46ZM62 143V142H61ZM73 143H76L73 147V149L71 148V145H73ZM127 143V141H126ZM142 143V142H141ZM146 144V142H144ZM143 143V144H144ZM155 143H156V140H155ZM154 143V144H155ZM181 143V142H180ZM210 143V142H209ZM232 143V142H231ZM242 143H244V141H242ZM249 143V142H248ZM252 143V142H251ZM3 144V143H2ZM40 144V143H39ZM43 144V143H41ZM53 144V143H52ZM51 144V145H52ZM56 144V143H55ZM54 144V145H55ZM117 144V143H116ZM115 144V145H116ZM150 144V143H149ZM163 144V143H162ZM171 144V143H170ZM170 144L168 146H170ZM183 144V142H182ZM256 144V143H255ZM14 144H12L13 146ZM19 146V144H17ZM21 145V144H20ZM111 145V146H110ZM120 145V144H119ZM147 145V144H146ZM145 145V146H146ZM164 145V144H163ZM228 145V144H227ZM249 145V144H248ZM253 145V144H252ZM251 145V146H252ZM17 146V147H18ZM59 146L62 147V144H60ZM64 146V145H63ZM70 146V148L68 147ZM124 146V145H123ZM160 146V145H159ZM172 146H174L172 144ZM171 146V147H172ZM177 146V145H176ZM181 146V145H180ZM244 146V144L242 145ZM7 148V146H5ZM21 147V146H20ZM46 147V146H45ZM50 147V146H49ZM61 147H58V149ZM114 147V146H113ZM126 147V146H125ZM154 147V145H153ZM162 147V146H161ZM182 147V146H181ZM257 147V146H256ZM255 147V148H256ZM15 148V146L13 147ZM52 148V147H51ZM64 148V147H63ZM62 148V150H63ZM64 148V149H65ZM119 148V147H118ZM134 148V147H133ZM141 148V147H140ZM173 148V147H172ZM258 148V147H257ZM115 149V148H114ZM125 149V148H122V150ZM139 149V148H137ZM145 149V148H144ZM149 149V148H148ZM151 149V148H150ZM180 149V148H179ZM198 149V148H197ZM200 149V148H199ZM227 149V148H226ZM232 149V148H231ZM3 150V149H2ZM12 150V148H11ZM53 150V149H52ZM56 150V148H55ZM155 150V149H154ZM157 150V149H156ZM159 150V149H158ZM168 150V149H166ZM170 150V149H169ZM222 151L224 149H221ZM236 150V149H235ZM234 150V151H235ZM259 150V149H258ZM1 151V150H0ZM136 151V150H135ZM140 151V149H139ZM145 151V150H144ZM152 151V149H151ZM176 151V150H175ZM198 151V150H197ZM257 151V149H256ZM5 151H3L4 153ZM44 152V151H43ZM46 152V151H45ZM49 152V151H47ZM46 152V153H47ZM53 152V151H52ZM61 152V151H60ZM63 152V151H62ZM66 152L64 155H66ZM148 152V151H147ZM165 152V151H164ZM195 152V151H193ZM216 152V151H215ZM262 152V151H261ZM1 153V152H0ZM9 153V150L8 152ZM6 153V155H7ZM117 154L119 152H116ZM173 153V152H172ZM175 153V152H174ZM199 153V152H198ZM220 153V152H219ZM227 153V152H226ZM257 153V152H256ZM50 154V153H49ZM48 154V155H49ZM116 154V156H117ZM139 155V153H137ZM162 154V152H161ZM165 154V153H164ZM163 154V155H164ZM127 155V154H126ZM125 155V156H126ZM137 155V156H138ZM143 155V154H142ZM147 155V154H145ZM156 155V154H155ZM189 155V154H187ZM222 155V154H221ZM239 155V154H238ZM259 155V154H258ZM262 155V154H261ZM8 156V155H7ZM6 156V157H7ZM53 156V155H52ZM56 156V155H55ZM134 156V155H133ZM159 156V155H158ZM161 156V155H160ZM225 156V155H224ZM68 157V155H67ZM67 157H64V158H67ZM128 157V156H127ZM144 157V155H143ZM156 156H152V158H154ZM172 157V156H171ZM189 157V156H188ZM218 157V156H217ZM55 158V157H54ZM58 158V156H57ZM62 159V160H65V159ZM117 158V157H116ZM119 158V157H118ZM122 158V157H121ZM148 158V157H147ZM183 158V157H182ZM186 158V157H185ZM222 158V157H220ZM224 158V157H223ZM26 160L28 162V164H33V163H40V166H41V170L37 171L39 172V174L41 175H38L37 177L40 176V178L34 180L35 183L34 184H25L23 181H21L19 178L23 177L22 176V173H21V177L19 176V178L17 179H14L15 177L11 178L12 176L10 175L11 172H16L19 173V169L20 166L19 163H20V160L21 162L23 160ZM123 159V158H122ZM121 159V160H122ZM181 159V158H180ZM190 159V158H188ZM241 159V158H240ZM119 159V161H121ZM125 160V158H124ZM144 160V159H143ZM145 160H146V157H145ZM158 160V159H157ZM171 160V159H170ZM184 160V159H182ZM193 160V158H192ZM219 160V159H218ZM222 160V159H221ZM24 161V163L26 162ZM117 161V160H116ZM126 161V160H125ZM169 161V160H168ZM174 161V160H173ZM200 161V160H199ZM223 161V160H222ZM115 162V161H114ZM123 162V161H122ZM121 162V163H122ZM144 162V161H143ZM156 162V161H155ZM170 162V161H169ZM185 162V161H184ZM216 162V161H215ZM116 163V162H115ZM120 163V162H119ZM128 163V162H127ZM152 163L149 162V164ZM178 163V162H177ZM181 163V162H180ZM183 163V162H182ZM190 163V162H189ZM243 163V162H242ZM26 164V163H25ZM63 164V163H62ZM123 164V163H122ZM159 164L160 161H159ZM169 164V163H168ZM23 165V164H22ZM34 165V164H33ZM158 165V164H157ZM156 165V166H157ZM166 165V164H165ZM170 165V164H169ZM177 165V164H176ZM188 166V164H186ZM209 165V164H208ZM17 166L19 167V169L17 168ZM32 166V165H31ZM120 166V164H119ZM123 166V165H121ZM125 166V164H124ZM127 166V165H126ZM151 166V165H150ZM154 166V164H153ZM159 166V165H158ZM164 166V165H163ZM163 166H161L163 168ZM193 166V164H192ZM205 166V165H203ZM201 166V168L203 167ZM225 166V165H224ZM26 167V166H25ZM34 167V166H33ZM128 167V166H127ZM152 167V166H151ZM165 169H166V166H164ZM207 167V166H206ZM17 168V170H16ZM39 168V167H38ZM113 168H117V166L113 167ZM122 168V167H121ZM157 168V167H156ZM160 168V166H159ZM158 168V169H159ZM214 168V167H213ZM118 169V168H117ZM125 169V168H124ZM151 169V168H149ZM161 169V168H160ZM159 169V170H160ZM165 169H162L161 171L165 170ZM190 169V170H189ZM16 170V171H14ZM23 170V169H21ZM20 170V171H21ZM33 170V169H32ZM119 170V169H118ZM192 170V171H191ZM11 171V172H10ZM24 171V170H23ZM41 171V173H40ZM116 171V170H115ZM122 171H125L122 169ZM128 171V170H127ZM195 171V172H194ZM203 171V170H201ZM28 172V171H27ZM32 172V171H31ZM36 172V173H37ZM96 172V173H95ZM114 173V169L112 171ZM145 172V173H143ZM148 172V171H147ZM152 172V171H151ZM15 173V174H17ZM25 173V172H24ZM35 173V172H34ZM98 173V174H97ZM112 173V174H113ZM117 173V172H116ZM121 173V172H120ZM123 173V172H122ZM162 173V172H161ZM165 173V172H164ZM29 174V173H28ZM115 174V173H114ZM113 174V176H114ZM124 174V173H123ZM127 174V173H126ZM148 174H151L153 176V173H148ZM19 175V174H18ZM116 175V174H115ZM120 175V174H119ZM129 174H127L128 176ZM162 174H160L161 176ZM225 175V176H224ZM11 176V177H10ZM16 176V175H15ZM34 176V175H33ZM96 176V177H95ZM142 177V181H141V177ZM156 176V174H155ZM35 177V176H34ZM116 177V176H115ZM118 177V176H117ZM126 177V176H125ZM125 177H124V180H125ZM238 177V176H237ZM24 178V177H23ZM90 178V179H89ZM97 178V179H95ZM128 178V177H127ZM130 178V177H129ZM144 178V179H143ZM156 178V177H154ZM227 178V177H226ZM123 179V177H122ZM148 179V178H147ZM153 179V178H152ZM216 179V180H215ZM28 180V179H26ZM31 180V179H30ZM97 180V182H96ZM121 180V179H120ZM215 180V183L218 182L216 184V188L214 187L215 183L214 182H211ZM232 180V179H231ZM128 181V180H127ZM126 181V182H127ZM153 181V180H152ZM236 181V180H235ZM31 182V181H30ZM120 182V181H119ZM29 183V181H28ZM96 183H98V185H96ZM212 183H213V186H212ZM121 184V183H120ZM124 184V183H123ZM124 186V185H123ZM126 186V185H125ZM67 187V189L69 190H66L67 192H64L65 188ZM127 188L129 186H126ZM235 188V187H234ZM122 189V187L120 188ZM125 189V188H124ZM216 189V190H215ZM238 189V188H237ZM222 190V189H221ZM219 190V191H221ZM228 190V189H227ZM247 190V189H246ZM121 191V190H119ZM122 192V191H121ZM125 191H123L124 193ZM226 192V191H225ZM118 193V191H117ZM120 193V192H119ZM226 194V193H225ZM241 194V193H240ZM244 194V193H243ZM230 195V193H229ZM232 195V193H231ZM247 195V194H246ZM214 197V196H213ZM240 197V196H239ZM241 199V198H240ZM249 199V198H248ZM214 202H212V201ZM236 200V199H235ZM252 200V198H251ZM247 201V200H246ZM244 201V202H246ZM249 201V200H248ZM254 201V200H253ZM259 201V200H258ZM220 202V201H219ZM225 202V201H224ZM242 203V202H241ZM260 203V202H259ZM221 204V203H220ZM218 203V205H220ZM245 203H242V207L244 206ZM254 204V203H253ZM230 205V204H229ZM232 205V204H231ZM230 205V206H231ZM262 205V204H261ZM251 206V205H250ZM260 206V205H259ZM229 207V206H228ZM209 208V210H210ZM226 207L224 206V209ZM236 208V207H235ZM240 208V207H239ZM173 209V213L175 212ZM208 210V208H206ZM218 209V208H217ZM246 209V208H245ZM244 209V211H245ZM263 209V208H262ZM241 210V209H240ZM250 210V209H249ZM212 211V209H211ZM226 211V210H225ZM263 211V210H262ZM215 212V211H214ZM221 212V210H220ZM224 212V211H223ZM230 212V211H229ZM236 212V211H235ZM259 212L260 209H259ZM162 213V212H161ZM172 213V214H173ZM178 213V212H176ZM202 213H205V212H202ZM208 213V212H206ZM227 213V212H226ZM238 213V212H237ZM255 213V212H253ZM164 214V213H163ZM171 214V212H170ZM179 214V213H178ZM177 214V216H178ZM211 214V213H210ZM158 215V214H156ZM162 215V214H160ZM166 215V214H165ZM185 215V213H184ZM188 215V216H190ZM219 215V214H218ZM235 215V213H234ZM253 215V214H252ZM137 216V217H136ZM159 216V215H158ZM163 216V215H162ZM174 216V214H173ZM176 216V217H177ZM183 216V215H182ZM187 216V214H186ZM202 216H205V215H202ZM210 216V215H209ZM260 216V214H259ZM258 216V217H259ZM170 217V216H169ZM185 217V216H184ZM218 217V216H217ZM232 217V216H231ZM247 217V216H246ZM261 217V216H260ZM157 218V216H156ZM167 218V217H166ZM178 218V217H177ZM205 218V217H203ZM208 218V217H207ZM244 218V217H243ZM150 219V218H149ZM165 219V218H164ZM172 219V218H171ZM210 219V218H209ZM246 219V218H244ZM243 219V221H244ZM162 220V219H161ZM174 220V219H173ZM186 220V219H185ZM216 220V219H215ZM152 221V219H151ZM168 221V220H167ZM188 221V220H186ZM253 221L254 219L250 216V219H248L247 221H245V225L247 227H249L251 230V227L253 228ZM257 221V220H256ZM157 222V221H156ZM162 222V221H161ZM169 222V221H168ZM205 222V221H203ZM164 223V222H163ZM186 223V222H185ZM239 223L241 224L239 226ZM155 224V223H154ZM168 224V223H167ZM171 224V223H169ZM173 226H174V223H172ZM201 224V225H200ZM151 225V224H150ZM177 225V224H176ZM260 225V224H259ZM258 225V227H259ZM152 226V225H151ZM159 226V225H158ZM157 226V227H158ZM165 226V225H163ZM170 226V225H169ZM172 226V225H171ZM242 226V227H243ZM156 227V228H157ZM162 227V226H161ZM161 227H158V228H161ZM168 227V225H167ZM166 227V229H168ZM175 227V226H174ZM137 228L141 230L140 231H137ZM132 229V230H131ZM144 229V230H145ZM154 229V228H153ZM163 229V227H162ZM180 229V227H179ZM206 229V228H205ZM234 229V230H233ZM244 229V227H243ZM263 229V228H262ZM148 232L149 230L146 229ZM155 230V229H154ZM153 230V231H154ZM173 230V228L171 229ZM233 230V231H232ZM246 230V229H245ZM254 229H252L253 231ZM152 231V232H153ZM157 231V230H156ZM155 231V232H156ZM161 231H164V230H161ZM177 231V230H176ZM240 231V230H239ZM248 231V230H247ZM262 231V230H261ZM145 232V231H144ZM151 232V233H152ZM154 232V233H155ZM157 232H160V231H157ZM171 232V231H170ZM175 232V230H174ZM205 232V233H204ZM236 232V233H234ZM240 232H243V231H240ZM264 232V231H263ZM143 233V232H142ZM150 235H152L150 233V231L148 232ZM173 233V231L171 232ZM180 233V232H179ZM244 233V232H243ZM254 233V231H253ZM162 234V233H161ZM167 234V233H166ZM165 234V235H166ZM181 234V233H180ZM235 234V235H233ZM242 234V233H241ZM140 235V234H139ZM143 235V234H141ZM145 235H148V234H145ZM149 235V236H150ZM155 235V234H153ZM152 235V237H153ZM157 235V234H156ZM155 235V236H156ZM170 235V234H169ZM174 235V234H172ZM176 235V234H175ZM179 235V234H178ZM180 235V236H182ZM250 235V234H249ZM252 235V234H251ZM250 235V236H251ZM254 235L257 236L256 233H254ZM168 236V235H167ZM255 236V237H256ZM142 236H140L141 238ZM145 237V236H143ZM142 237V238H143ZM177 237V235H176ZM191 237V236H190ZM195 237V236H194ZM208 237V238H207ZM243 237V236H241ZM139 238V237H138ZM139 238V239H140ZM146 238V237H145ZM148 238V237H147ZM151 238V237H150ZM161 238V236L159 237ZM165 238V237H164ZM170 238V237H169ZM179 238V237H178ZM260 238V237H259ZM154 239V238H152ZM163 239V238H162ZM181 239V238H180ZM206 239V240H205ZM245 239V238H244ZM242 239V242L243 240ZM144 240V239H142ZM158 240V239H157ZM170 240V239H169ZM246 240H247V237H246ZM253 240V239H252ZM257 240V239H256ZM151 241V240H150ZM149 241V242H150ZM168 241V240H167ZM177 241V240H176ZM191 241V239H190ZM193 241V240H192ZM207 243H205V242ZM232 241V243H233ZM240 241V240H239ZM249 242V240H247ZM148 242V241H147ZM160 242V240H159ZM194 242V241H193ZM228 242V243H229ZM255 242V241H254ZM253 242V243H254ZM143 243L145 244V242L143 241ZM154 243V241H153ZM168 243V242H167ZM178 243V242H176ZM191 243V242H190ZM195 243V242H194ZM193 243V244H194ZM205 243V244H204ZM141 244V243H140ZM155 244V243H154ZM154 244H151V245H154ZM159 244V243H158ZM170 244V242H169ZM209 244V245H210ZM241 244V243H240ZM249 244V243H248ZM142 245V244H141ZM174 246H176L175 244H173ZM185 245H183L185 247ZM230 245V244H228ZM225 246V247H228L230 248L229 246ZM246 245V244H245ZM258 245V244H256ZM262 245V244H261ZM160 246V244H159ZM158 246V247H159ZM164 246V245H163ZM189 246V245H188ZM194 246V245H193ZM192 246V247H193ZM219 246V244H218ZM232 246V245H231ZM249 246V245H248ZM247 246V247H248ZM144 247V248H143ZM151 247V246H148V248ZM177 247H179L177 245ZM190 247V246H189ZM233 247V246H232ZM238 247V245H237ZM252 247V246H251ZM152 248V247H151ZM154 248V247H153ZM157 248V247H156ZM181 248V247H180ZM187 248V246L185 247ZM236 248V247H235ZM246 248V247H245ZM264 248V247H262ZM160 249V248H159ZM163 249V248H162ZM166 249V248H165ZM178 249V248H177ZM184 249V248H183ZM189 249V248H188ZM194 249V248H193ZM206 249V248H205ZM219 249V247H218ZM222 249V248H221ZM241 249V248H240ZM260 249V248H259ZM152 250V249H151ZM157 250V249H156ZM156 250L154 249L153 251L156 252ZM197 250V249H196ZM203 250V249H202ZM210 250V249H209ZM236 250V249H235ZM239 249H237L236 251H238ZM243 250V249H242ZM241 250V251H242ZM249 250V249H248ZM257 250V249H256ZM167 251V250H166ZM179 251V249H178ZM190 251V250H189ZM223 251V250H222ZM254 251V249H253ZM158 254L160 253V251L158 250L157 251ZM170 252V250H169ZM181 252V251H179ZM199 252V251H198ZM205 252H209V251H205ZM212 252V251H210ZM240 252V251H239ZM258 252V251H257ZM260 252V251H259ZM258 252V253H259ZM152 253V252H151ZM187 253V251H186ZM253 253V252H252ZM251 253V254H252ZM264 253V252H263ZM152 254H155V253H152ZM185 254V253H183ZM189 253H187L188 255ZM191 254H193L191 252ZM196 254H201L200 252L199 253H196ZM214 254V255H215ZM230 254V253H229ZM248 254V253H247ZM247 254H244L241 252V256L239 258V260H237L236 263H238L239 261V264H264V256L260 254V256L256 255V258L253 257V259H249L246 255ZM255 254V253H254ZM178 255V254H177ZM186 255V256H187ZM203 255V254H202ZM212 255H213V252H212ZM213 255V256H214ZM231 255V254H230ZM253 255V254H252ZM165 256V255H164ZM171 256V255H170ZM180 256V255H178ZM183 256V255H182ZM185 256V258H186ZM195 256V255H194ZM193 256V257H194ZM220 256V254H219ZM233 256V255H232ZM231 256V257H232ZM249 256V255H248ZM173 257V256H171ZM175 257V256H174ZM191 257V256H190ZM189 257V258H190ZM202 257V256H201ZM212 257V256H211ZM216 257V256H215ZM247 257V258H246ZM154 260H152V259ZM165 258V257H164ZM181 258V257H180ZM183 256V259L186 260ZM149 259H151L150 261H153V263H148ZM169 259V258H168ZM203 259H205V257H203ZM208 259V258H207ZM230 260V258H228ZM167 260V259H166ZM183 260V262H184ZM194 260V259H193ZM210 260V259H209ZM222 260V259H221ZM226 260V259H225ZM227 260V261H229ZM233 260V259H232ZM231 260V261H232ZM174 261V260H173ZM172 261V262H173ZM188 261V259H187ZM191 260H189V262H187V264H208L206 262H203L205 260H196L194 263H190ZM225 261V262H227ZM230 261V263H231ZM169 262V260H168ZM180 262V260H179ZM212 262V261H211ZM224 262V261H223ZM175 263V262H174ZM173 263V264H174ZM177 263V262H176ZM186 264V261L184 262ZM183 263V264H184ZM233 263V261H232ZM169 264V263H168ZM171 264V263H170ZM181 264V262H180ZM209 264H212V263H209ZM223 264V263H222ZM227 264H229V262H227ZM234 264V263H233Z\"/></svg>",
    "mask_w": 264,
    "mask_h": 264
},
{
    "label": "clouds",
    "instance_id": "9594fccd",
    "mask_svg": "<svg viewBox=\"0 0 264 264\" xmlns=\"http://www.w3.org/2000/svg\"><path fill=\"white\" fill-rule=\"evenodd\" d=\"M57 48L59 50V54L60 55H68V54H70V46L64 40H58L57 41Z\"/></svg>",
    "mask_w": 264,
    "mask_h": 264
}]
</instances>
